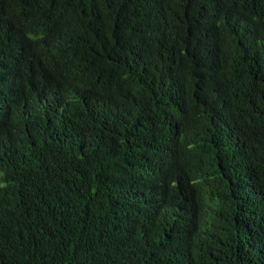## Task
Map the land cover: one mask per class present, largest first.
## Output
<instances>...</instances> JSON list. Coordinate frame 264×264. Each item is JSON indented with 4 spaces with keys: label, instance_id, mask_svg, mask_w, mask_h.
<instances>
[{
    "label": "trees",
    "instance_id": "trees-1",
    "mask_svg": "<svg viewBox=\"0 0 264 264\" xmlns=\"http://www.w3.org/2000/svg\"><path fill=\"white\" fill-rule=\"evenodd\" d=\"M0 264H264V0H0Z\"/></svg>",
    "mask_w": 264,
    "mask_h": 264
}]
</instances>
